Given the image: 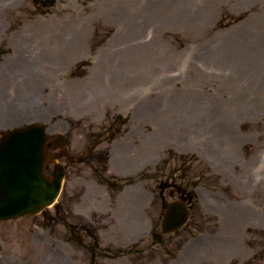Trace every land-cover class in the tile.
Segmentation results:
<instances>
[{"label":"rangeland","instance_id":"374dc122","mask_svg":"<svg viewBox=\"0 0 264 264\" xmlns=\"http://www.w3.org/2000/svg\"><path fill=\"white\" fill-rule=\"evenodd\" d=\"M263 57L264 0H0V135L66 139L0 264H264Z\"/></svg>","mask_w":264,"mask_h":264},{"label":"water","instance_id":"95a60500","mask_svg":"<svg viewBox=\"0 0 264 264\" xmlns=\"http://www.w3.org/2000/svg\"><path fill=\"white\" fill-rule=\"evenodd\" d=\"M45 126L30 123L7 131L0 137V220L37 214L52 204L61 189L64 169L56 164L51 178L43 174L52 156L46 154L48 136ZM64 147L62 135L54 139ZM172 195V193H171ZM185 202L167 203L161 222L162 233L181 228L188 219Z\"/></svg>","mask_w":264,"mask_h":264},{"label":"bare ground","instance_id":"6f19581e","mask_svg":"<svg viewBox=\"0 0 264 264\" xmlns=\"http://www.w3.org/2000/svg\"><path fill=\"white\" fill-rule=\"evenodd\" d=\"M63 43H67L68 44V49L65 47V48H63L62 47V45H63ZM71 42H69L67 39H57L56 40V46L57 45H59V46H57L59 49H63L66 53L65 54H67V52H69V50H70V47H71ZM264 58V57H263ZM95 91V90H94ZM85 96V95H84ZM125 231V230H124ZM126 232V231H125ZM224 252H225V250H224Z\"/></svg>","mask_w":264,"mask_h":264},{"label":"trees","instance_id":"16d2710c","mask_svg":"<svg viewBox=\"0 0 264 264\" xmlns=\"http://www.w3.org/2000/svg\"><path fill=\"white\" fill-rule=\"evenodd\" d=\"M106 183H107L108 185H110V186L112 185V184H110L109 180H106ZM121 187H122V186H121Z\"/></svg>","mask_w":264,"mask_h":264}]
</instances>
